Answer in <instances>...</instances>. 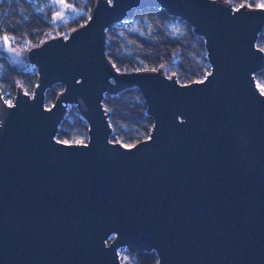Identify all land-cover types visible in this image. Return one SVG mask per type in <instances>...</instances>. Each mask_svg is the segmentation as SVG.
<instances>
[{"label": "water", "instance_id": "1", "mask_svg": "<svg viewBox=\"0 0 264 264\" xmlns=\"http://www.w3.org/2000/svg\"><path fill=\"white\" fill-rule=\"evenodd\" d=\"M160 7L203 38L209 71L179 82L121 69L106 28ZM264 6L229 0H94L83 23L2 51L36 72L30 93L0 92V264H264ZM62 89L49 105L44 91ZM137 87L153 119L131 145L111 139L103 98ZM86 140L55 137L68 106Z\"/></svg>", "mask_w": 264, "mask_h": 264}, {"label": "trees", "instance_id": "2", "mask_svg": "<svg viewBox=\"0 0 264 264\" xmlns=\"http://www.w3.org/2000/svg\"><path fill=\"white\" fill-rule=\"evenodd\" d=\"M78 8L81 13L62 23L51 21L55 5L51 0H0V92L12 97L17 86L30 93L35 82L33 66L16 62L2 51V43L12 38L14 44L24 47L37 45L43 35L55 30L68 29L84 22L94 0H62ZM237 6L247 2L250 6L263 4L264 0H229ZM127 21L135 20V28L128 23L119 26L110 24L106 28L105 50L109 61L121 69L162 68L167 75H175L179 82L201 79L209 71L203 38L195 34L192 27L179 17L170 15L160 7H145L136 10ZM81 22V23H80ZM174 23V28L171 27ZM257 46L264 50V34L258 35ZM257 82L264 83V68L255 73ZM62 89L54 83L44 91V103L53 102ZM103 104L112 127L111 139L131 145L148 136L153 119L137 87H127L115 94H106ZM56 138L76 142L86 140V124L75 107H67L55 134ZM122 264H156L154 251H138L130 246L123 250Z\"/></svg>", "mask_w": 264, "mask_h": 264}, {"label": "rangeland", "instance_id": "3", "mask_svg": "<svg viewBox=\"0 0 264 264\" xmlns=\"http://www.w3.org/2000/svg\"><path fill=\"white\" fill-rule=\"evenodd\" d=\"M51 1L53 2L52 4L55 5V9L51 17V21L54 24L62 23L66 20H69L77 16L79 13H81V11L78 8L73 7L72 5L63 2L62 0H51ZM128 23H131L132 24L131 27L135 28V20H132V21L123 20L121 22H118L117 25L126 26L128 25ZM174 26H175L174 23H171V27L174 28ZM55 32H56L55 30L48 31L43 35V37L46 38L48 37L49 33L55 34ZM257 86L264 93V83L257 82ZM77 140L78 141L76 142H81L82 139L78 138ZM123 250H124V247L119 250V256H120L121 262L124 260Z\"/></svg>", "mask_w": 264, "mask_h": 264}, {"label": "built area", "instance_id": "4", "mask_svg": "<svg viewBox=\"0 0 264 264\" xmlns=\"http://www.w3.org/2000/svg\"><path fill=\"white\" fill-rule=\"evenodd\" d=\"M244 3H246V4H248L247 2H244ZM249 5V4H248ZM257 6H264L263 4H257ZM81 23V22H80ZM66 34V32L64 33V32H60L59 34H57V35H62V36H64ZM6 39H9V38H6ZM12 39V38H11ZM24 46H26V47H28L29 45L28 44H26V45H24ZM22 91H24V92H26L25 90H23L22 89ZM26 93H28V92H26ZM1 96H2V98H3V100L6 102V103H10L11 102V100H12V97H6V98H4V95L1 93Z\"/></svg>", "mask_w": 264, "mask_h": 264}]
</instances>
